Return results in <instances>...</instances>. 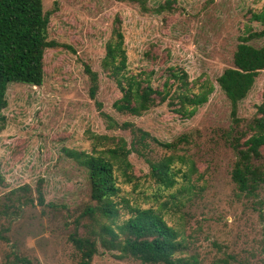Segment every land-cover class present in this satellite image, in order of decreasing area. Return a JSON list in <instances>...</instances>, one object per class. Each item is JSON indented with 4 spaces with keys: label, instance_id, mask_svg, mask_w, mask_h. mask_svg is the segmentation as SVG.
I'll return each mask as SVG.
<instances>
[{
    "label": "rangeland",
    "instance_id": "rangeland-1",
    "mask_svg": "<svg viewBox=\"0 0 264 264\" xmlns=\"http://www.w3.org/2000/svg\"><path fill=\"white\" fill-rule=\"evenodd\" d=\"M166 1H174L178 10L155 13ZM55 2L43 0L46 12L56 7L51 16L49 40L60 45L46 52L44 85L13 83L8 89L9 105L4 111L8 123L0 134V175L4 180L0 182L1 202L6 201L12 190L21 192L24 186H30L29 196H36L37 184L43 180L46 201L66 205L71 213L80 210L79 205L90 198L88 176L68 152L92 153L93 141L103 135L122 137L129 146L133 139L129 129H109L100 115L103 110L119 124L132 123L162 142H175L190 134L193 141L189 154L203 168L208 162V174L212 177V186L197 201L193 207L196 214L187 223L192 228L188 234L195 241L191 251L201 255V264H213L229 253L237 258L233 264H263L264 206L255 211L251 207L252 197L247 200L242 193L236 196L229 175L235 154L218 137L232 125L231 105L218 78L233 66L234 52L240 37L245 35L246 25L254 31L264 29L263 23L248 18L250 11L264 9V0H146L148 11L132 0H58L56 5ZM117 19L125 34L130 67L134 71L155 70L153 86L161 85L169 67L183 69L191 82L198 78L211 82L214 91L195 117L182 120L166 105L141 117L123 115L114 109L121 92L104 71L102 61ZM250 43L262 47L264 37ZM149 51L158 56L156 62L146 56ZM85 64L100 76L96 100L90 97L91 82ZM263 99L264 71H261L247 99L240 104L239 115L249 119ZM97 102L102 108H98ZM131 160L136 175L148 173L142 159L132 154ZM118 183L122 188L120 196L131 206L157 208L161 201L167 200L156 196L143 180L137 187L123 177ZM260 198L264 201V190ZM115 201L122 209L120 197ZM28 210L25 216L12 220L0 217V264H6L12 250L27 256L33 264H79V255L69 239L76 228L73 225L66 228L63 223L47 220V216L30 217ZM127 217L122 209L116 225ZM166 218L184 232L182 213L167 212ZM1 232L7 240L1 238ZM78 233L89 234L82 227ZM119 254L118 250H106L98 243L93 264H140L128 258L120 260Z\"/></svg>",
    "mask_w": 264,
    "mask_h": 264
},
{
    "label": "trees",
    "instance_id": "trees-1",
    "mask_svg": "<svg viewBox=\"0 0 264 264\" xmlns=\"http://www.w3.org/2000/svg\"><path fill=\"white\" fill-rule=\"evenodd\" d=\"M132 1L140 2L143 10H149L146 0ZM57 3L58 0L55 5ZM55 9L46 12L43 0H0V134L8 123L4 111L9 105V86L13 83L33 87L44 85L46 52L60 46L49 40L51 16ZM168 9L178 10L174 1H166L154 12L162 13ZM248 18L264 25V9L260 12L250 11ZM121 27V21L117 19L102 61L104 71L115 80L121 92V97L113 104L114 109L123 115L141 117L154 108L166 105L182 120L195 117L214 91L211 82H202L200 78L191 82L183 69L169 67L161 85L153 86L155 70L146 68L134 71L130 67ZM263 37L264 29L254 31L246 25L245 35L240 37L234 52L233 66L226 68L218 78L230 102L232 116V125L218 137L235 154L229 175L236 196L240 197L242 193L247 200L252 197L251 207L255 211L264 206L260 198L264 190V99L249 119L239 115V108L252 91L261 71H264V46L256 47L250 43ZM146 56L155 62L158 60L152 51L147 52ZM85 72L91 82L90 97L96 100L100 89L99 73L89 64H85ZM97 103L98 108H102V104ZM100 115L109 129H129L133 139L129 146L122 137L103 135L93 141L92 153L68 152L88 176L90 198L79 205L80 210L75 209L71 213L66 205L46 201L43 180H40L36 196H29L31 188L24 186L20 188L21 192L12 190L5 197V202L0 200V217L11 219L25 216L29 209L30 217L42 219L47 216V220L63 223L66 228L73 225L76 230L69 234V239L79 255V264H93L98 254V243L106 250H118L120 260L128 258L140 264H201V255L191 251L195 248V241L188 234L192 228L187 223L196 214L193 207L197 201L202 200L212 186V177L208 174V162L203 168L192 158V153L189 154L192 136L185 134L175 142H162L132 123L119 124L103 110ZM132 154L143 160L149 168L148 173L135 174ZM120 177L127 183L136 180L135 187L143 180L156 196L166 197L167 200L161 201L157 208L131 206L120 196ZM0 182L4 183L1 175ZM174 189L177 193H171ZM167 191L169 194H166ZM117 197L123 202L122 209L128 216L119 225H116V220L122 209L115 201ZM167 212L184 215V232L168 223ZM81 227L88 229L89 234L80 236L78 230ZM96 227L100 230L97 231ZM1 238L7 240L2 232ZM214 245L220 249L216 242ZM12 252L7 255L6 264H33L27 256ZM235 262L236 256L229 253L213 264Z\"/></svg>",
    "mask_w": 264,
    "mask_h": 264
}]
</instances>
